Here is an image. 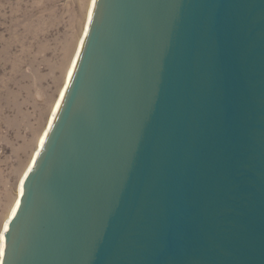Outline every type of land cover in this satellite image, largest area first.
Returning a JSON list of instances; mask_svg holds the SVG:
<instances>
[{
	"label": "water",
	"instance_id": "obj_1",
	"mask_svg": "<svg viewBox=\"0 0 264 264\" xmlns=\"http://www.w3.org/2000/svg\"><path fill=\"white\" fill-rule=\"evenodd\" d=\"M2 264H264V0H96Z\"/></svg>",
	"mask_w": 264,
	"mask_h": 264
},
{
	"label": "rangeland",
	"instance_id": "obj_2",
	"mask_svg": "<svg viewBox=\"0 0 264 264\" xmlns=\"http://www.w3.org/2000/svg\"><path fill=\"white\" fill-rule=\"evenodd\" d=\"M90 0H0V231L81 39Z\"/></svg>",
	"mask_w": 264,
	"mask_h": 264
},
{
	"label": "bare ground",
	"instance_id": "obj_3",
	"mask_svg": "<svg viewBox=\"0 0 264 264\" xmlns=\"http://www.w3.org/2000/svg\"><path fill=\"white\" fill-rule=\"evenodd\" d=\"M95 5H96V0H90V3H89V7H88V11H87V17H86V22H85V26H84V29H83V33H82V36H81V39L79 40V43L77 45V48L75 50V53H74V56L72 58V61H71V64H70V67H69V71H68V74H67V78H66V81H65V84L62 88V90L60 91V94L58 96V99L55 103V106L53 108V111L48 119V122H47V125L43 131V133L41 134V137L39 139V143H38V147H37V150L35 152V154L33 155L26 171H25V174L23 175V177L21 178L20 180V183L17 187V197H16V200L13 204V206L11 207V210L9 212V215L7 217V219L5 220L2 228H1V231H0V264H2V255L4 253V249H5V244H6V231L7 229L9 228V224H10V219L14 216V214L16 213L17 209H18V206H19V203H20V197L23 193V181L26 177V175L28 174V171L30 169V167L32 165H34V162L36 161V158L38 157V154H39V150L43 147V145L45 144L47 138H48V135H49V131H50V128L51 126L55 123V120L58 116V113L60 111V108L62 106V102H63V99H64V95H65V92H66V88L68 86V83L74 73V70L76 69V65L78 63V59L80 57V53L82 51V47L84 45V37L87 33V29H89V25H90V19L92 17V14H93V11H94V8H95Z\"/></svg>",
	"mask_w": 264,
	"mask_h": 264
}]
</instances>
